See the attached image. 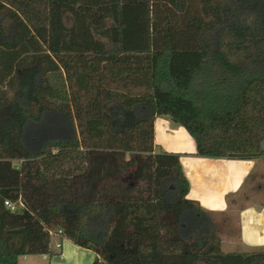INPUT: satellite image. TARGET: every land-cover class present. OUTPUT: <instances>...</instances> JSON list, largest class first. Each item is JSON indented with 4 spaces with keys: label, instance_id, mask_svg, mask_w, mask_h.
Segmentation results:
<instances>
[{
    "label": "trees",
    "instance_id": "16d2710c",
    "mask_svg": "<svg viewBox=\"0 0 264 264\" xmlns=\"http://www.w3.org/2000/svg\"><path fill=\"white\" fill-rule=\"evenodd\" d=\"M156 117L264 156V0H0V264L53 234L91 264H264L222 251Z\"/></svg>",
    "mask_w": 264,
    "mask_h": 264
},
{
    "label": "crops",
    "instance_id": "0c3cea01",
    "mask_svg": "<svg viewBox=\"0 0 264 264\" xmlns=\"http://www.w3.org/2000/svg\"><path fill=\"white\" fill-rule=\"evenodd\" d=\"M154 140L162 151L180 154V164L189 182V199L215 215L235 209L238 243L245 242L244 246L253 249L264 247V204L238 205L239 192L254 169L255 160L197 156L195 142L187 131L164 117H156L154 121ZM50 249L54 252L51 256H20L19 264H91L96 257L92 250L58 235L52 236Z\"/></svg>",
    "mask_w": 264,
    "mask_h": 264
},
{
    "label": "rangeland",
    "instance_id": "374dc122",
    "mask_svg": "<svg viewBox=\"0 0 264 264\" xmlns=\"http://www.w3.org/2000/svg\"><path fill=\"white\" fill-rule=\"evenodd\" d=\"M264 203V156L255 159V167L246 178L240 192L238 205H259ZM237 211L235 209L225 215L211 214L215 232L221 241L224 252H247L253 248L238 243Z\"/></svg>",
    "mask_w": 264,
    "mask_h": 264
},
{
    "label": "built area",
    "instance_id": "2783aa9c",
    "mask_svg": "<svg viewBox=\"0 0 264 264\" xmlns=\"http://www.w3.org/2000/svg\"><path fill=\"white\" fill-rule=\"evenodd\" d=\"M4 206H5L6 208H8L10 211H15V210H17L19 207H21L22 204H21V202L13 203V202H11V201H9V200H4ZM59 233H60V232H59ZM52 236H54V234H53ZM59 246H60V244H56V247H59Z\"/></svg>",
    "mask_w": 264,
    "mask_h": 264
},
{
    "label": "water",
    "instance_id": "95a60500",
    "mask_svg": "<svg viewBox=\"0 0 264 264\" xmlns=\"http://www.w3.org/2000/svg\"><path fill=\"white\" fill-rule=\"evenodd\" d=\"M263 145V144H262Z\"/></svg>",
    "mask_w": 264,
    "mask_h": 264
}]
</instances>
